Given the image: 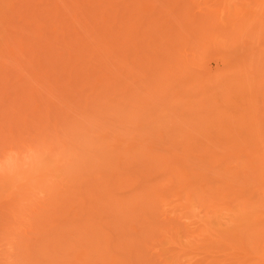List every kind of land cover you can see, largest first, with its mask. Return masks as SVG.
I'll return each mask as SVG.
<instances>
[{"label": "rangeland", "instance_id": "obj_1", "mask_svg": "<svg viewBox=\"0 0 264 264\" xmlns=\"http://www.w3.org/2000/svg\"><path fill=\"white\" fill-rule=\"evenodd\" d=\"M0 264H264V0H0Z\"/></svg>", "mask_w": 264, "mask_h": 264}]
</instances>
